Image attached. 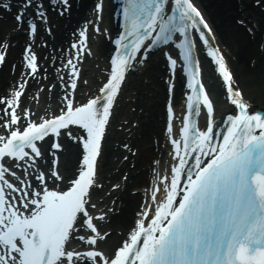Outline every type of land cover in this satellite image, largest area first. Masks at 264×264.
<instances>
[{"label": "snow or ice", "instance_id": "obj_1", "mask_svg": "<svg viewBox=\"0 0 264 264\" xmlns=\"http://www.w3.org/2000/svg\"><path fill=\"white\" fill-rule=\"evenodd\" d=\"M75 6L76 0H17L15 4L13 0H0L4 13L15 8V24L7 30L0 28V68L6 66L14 76L9 87L0 92V192L4 196L0 232L9 227L14 216H36L48 206L46 192L66 191L89 168L95 181L109 151L112 124L128 76L147 63L152 51L160 50L168 69L162 133L168 147L162 154L166 156L163 168L161 155L154 158L147 185L163 176L170 192L143 220H139L138 212L137 221L120 241L122 248L130 245L122 264H264V112L251 111L243 89L233 83L234 73L217 50L213 29L196 0H118L114 15L120 20L115 32H105L102 27L104 0H92L90 15L80 18L67 54L62 46L61 54L52 61V67L59 63V69L48 78L40 63L36 39L41 33L54 36V18L71 16ZM254 11L264 12V0H240L233 17V22L252 38L259 28ZM19 33L30 38L14 41ZM93 34L96 39L103 35L113 51L103 79L78 101L81 83L87 87V81L81 80L82 65L88 55H94ZM42 46L47 47V42L42 41ZM18 47L17 55L14 50ZM258 47L264 49V37ZM194 48L202 49L218 65L226 84L225 99L238 109L227 113L219 132L213 119L215 101L197 79L199 61ZM189 57L196 68L191 79ZM177 68L185 76L182 103L188 109L180 118V127L174 125L173 107ZM18 69H23V74ZM38 74L47 82L34 88L32 81ZM53 93L56 106L49 111L41 107V102L47 104ZM204 106L207 121L202 130L196 120L194 126L190 121ZM135 126L129 124L130 129ZM118 146L132 157L137 155L138 149L133 151L134 146L127 142ZM120 160L129 162L124 155ZM62 162L73 168L66 181ZM129 167L135 164L129 162ZM128 178V173L121 176L124 181ZM61 181L66 187L60 186ZM92 186L103 187V183L94 182ZM119 187L118 182L112 185L113 189ZM149 195L143 193L141 203ZM137 224L143 227L132 242ZM25 227L24 239L15 236V246L0 239V264H59V260L91 264L84 252L69 255L72 250L67 246L56 261L49 260L47 248L38 261L26 259L27 240L38 243L40 233L32 225ZM75 238L92 243L86 237Z\"/></svg>", "mask_w": 264, "mask_h": 264}, {"label": "bare ground", "instance_id": "obj_2", "mask_svg": "<svg viewBox=\"0 0 264 264\" xmlns=\"http://www.w3.org/2000/svg\"><path fill=\"white\" fill-rule=\"evenodd\" d=\"M17 0H13V4ZM7 3V0H3ZM199 7L202 8L205 16L210 15L209 21L214 29V33L217 36L218 42L225 45L228 54L231 55L232 60L227 63L230 70L234 73V83L239 85L244 92L245 98L250 102V109L264 108V49L258 47V43L261 41L262 33H264V13L260 11H254V16L259 24V28L255 38L250 37L243 28L237 26L233 22V17L238 11V5L240 0H196ZM105 11L103 29L105 32L111 29L113 31L115 23L112 21L109 7L111 6L109 0H104ZM92 0H76V6L71 16L64 18H54L52 30L54 36H49L45 33H41V36L36 39V48L38 55L41 57L40 63L44 66L46 72L44 73L48 78L54 75V72L59 69V63L56 68L52 67V61L57 60V57L61 54L60 49L63 46L64 54H67V46L72 40L73 34L78 30L77 26L80 18L85 15H90ZM203 4L206 6H203ZM13 12L4 13L0 9V14L4 16V19L0 20V28L7 30L15 24L13 19ZM216 17V18H215ZM216 21V22H214ZM114 32V31H113ZM30 37L25 36L23 33L16 34L13 39L23 42ZM45 40L47 47H43L41 42ZM98 43L94 47V55L96 59L91 62L90 66L96 68L90 71V78H88V84L93 87H86L85 90H95L96 86L103 78L104 65L102 63V56L110 49V42L104 38L103 35L97 40ZM222 45V46H223ZM18 55L19 47L14 50ZM51 56V59L48 57ZM157 59V60H156ZM160 60L151 56L146 65L141 69L142 72L135 76H129L130 80L126 85V92L128 91L130 97L135 98V102L129 101V103H121L117 115L121 119L116 118L115 126L118 125L122 130H112L109 141V151L106 154L104 166L100 170L97 178L103 183L102 189L95 193L94 209L97 214L103 213L104 220L96 219V223L101 229L98 230L97 236L103 237L98 239L96 246L100 249V255L110 256L113 250L119 247L125 233L137 221L138 212H142L145 209H149L153 205V201L158 196L157 192L153 193V188L157 189L161 187L160 181L153 180L152 185L148 186L147 181L150 175L151 165L154 162V158L160 156L161 165L163 168V161L166 156L162 155L167 149L168 145L164 140L162 127L158 126V117L161 116L160 103L165 104L166 91L163 86V82L159 80L158 76L160 72ZM203 71L206 74V81L209 87L210 93L213 95V99L216 105V112L222 114L223 110L230 108V103L225 99L226 95L221 93L218 81L213 74V71L209 65L203 60ZM101 67L103 69H101ZM140 66L138 67V69ZM23 74V69H18ZM32 81L33 87L36 85H43L47 81H42L39 78ZM14 79V76L9 72L8 68H0V92L6 90L9 87V83ZM27 79V77H25ZM17 82H19L17 78ZM176 83V82H175ZM175 87L174 103L180 100V92L182 85L179 84ZM59 88V86H57ZM143 90V91H142ZM183 90V89H182ZM131 94L130 92H134ZM31 95V92H30ZM56 94H52V100L47 104L41 103V107H47L49 110L54 109L56 106ZM127 104V105H126ZM137 110L140 107L142 111L130 113L129 118L127 114L129 109L134 106ZM140 106V107H139ZM175 111L177 110L174 105ZM162 118V116H161ZM119 120L126 123L121 125ZM136 120V126L129 128V124ZM165 121V118H164ZM164 127V126H163ZM159 140V143H157ZM122 142H127L133 147V151L138 149L135 157L130 156L127 152H123V149L118 145ZM161 151V153H160ZM124 155L128 157V161L135 164V167H129V162L120 160V156ZM116 169H119L117 171ZM61 172L66 175L73 173V168L70 163L61 164ZM128 173L129 178L127 181L121 179L122 174ZM161 177V176H160ZM159 177V179H160ZM96 178V179H97ZM110 180L109 184H106ZM114 182H118L120 187L118 189L109 188ZM133 190V191H132ZM149 193L150 195L144 198L142 202V194ZM155 198V199H154ZM91 205V201L89 206ZM110 208L116 209L115 211H109ZM107 213V216L104 214ZM141 216V215H140ZM139 216V219H140ZM102 218V219H103ZM80 231H75L81 235L85 232L84 228L79 225ZM105 235L102 236V232ZM83 243L79 241V245Z\"/></svg>", "mask_w": 264, "mask_h": 264}, {"label": "rangeland", "instance_id": "obj_3", "mask_svg": "<svg viewBox=\"0 0 264 264\" xmlns=\"http://www.w3.org/2000/svg\"><path fill=\"white\" fill-rule=\"evenodd\" d=\"M199 1V0H198ZM216 18V17H215ZM214 22H216V21H214Z\"/></svg>", "mask_w": 264, "mask_h": 264}]
</instances>
